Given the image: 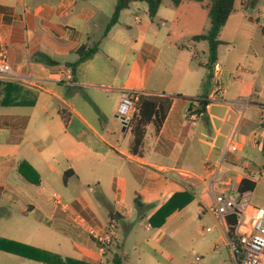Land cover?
Wrapping results in <instances>:
<instances>
[{"label":"crops","instance_id":"1","mask_svg":"<svg viewBox=\"0 0 264 264\" xmlns=\"http://www.w3.org/2000/svg\"><path fill=\"white\" fill-rule=\"evenodd\" d=\"M139 4L122 12L119 23L105 36L117 0H0V48H7L16 76L11 82H0V159L12 178L0 186V240L64 260L112 264L121 255L115 251L122 247L119 221L125 223V237L135 229L137 219L148 221L147 232L156 230L154 237L161 242L172 223L184 227L198 219L204 223L210 213L216 225L206 231L218 235L217 242L228 247V230L210 212L212 201L204 195V179L206 160L217 157L230 131L225 123L229 109L212 104L206 117L196 122L188 118V111L192 101L213 97L218 82L226 86V101L250 102L240 126L242 152L232 156L225 169L254 173L256 192L264 175L262 148L254 139L264 120V91L257 88L255 72L260 63L257 57L248 61V68L241 62L231 67L218 62L221 73L216 75L205 67L209 60L196 67L198 47L207 42L195 43L197 34H188L189 30L168 29L170 22L180 25L178 11L187 16L194 3L178 8L164 4L155 20L149 17L148 5L143 7L148 17L140 16ZM246 23L247 18L239 17L238 30L232 38L220 39L223 44L236 41L237 31ZM261 29L264 35V26ZM185 40L199 44L196 52L181 47ZM98 42L100 50L94 58L75 71L66 66L78 60L80 48ZM38 53L60 65L35 62ZM233 85L237 86L234 93ZM127 91L173 100L163 128L148 127L139 155L131 152L132 130L117 119ZM22 163L38 173L39 185L23 178ZM181 172L192 178L181 177ZM59 182L72 191L67 200L56 193ZM74 184L77 188H72ZM186 192L194 200L161 228H153L152 217L175 195ZM91 230L113 234L105 251ZM16 258L44 264L0 250V264H20Z\"/></svg>","mask_w":264,"mask_h":264},{"label":"rangeland","instance_id":"2","mask_svg":"<svg viewBox=\"0 0 264 264\" xmlns=\"http://www.w3.org/2000/svg\"><path fill=\"white\" fill-rule=\"evenodd\" d=\"M243 1L244 0H237V12L232 15V19L228 25V30L225 34H221L220 39L228 40L230 36L234 35L235 29H237L238 26L239 17L247 18V23L245 27H242L239 31H237V36L234 37V40L236 41H232L231 45L223 44L220 47L219 62L222 67L224 65L231 67L237 62H241L243 67L248 68V61L253 62V59L257 57L258 60L256 62L260 63L259 68L255 69V72L259 76L257 88L264 91V67L261 66L264 56V35L261 29L264 26V0L261 1L260 5L254 11L249 10L246 12L243 11ZM139 5V9H137L138 14L147 18L148 15L145 13L143 8L147 7V4L140 3ZM169 5H171V0H166L165 6ZM191 7L192 10L187 16H185L187 12L183 10H175L178 11V15H180L182 22L180 25L177 24L178 26H175L173 22H170L168 29L173 30L176 28L178 32L189 30L187 32L188 34H197V36L205 33L210 26L207 10L205 7L197 3L192 4ZM128 18L132 21L134 16L132 15ZM256 18H260V20H257ZM232 29L233 32L230 34L228 31H231ZM187 41H183L180 44L181 47L186 45L187 47H191L193 49L191 52H196L195 47L199 44ZM207 48L209 49L208 43H202L199 45V52L197 51L199 60L194 61L196 67H198V64L201 62L209 60V51ZM236 89L237 86L233 85V93ZM109 138L111 137L109 136ZM1 144H3V137L0 135V146ZM1 150L2 148L0 147V152ZM261 155L262 154H260L259 157L262 162L263 157ZM11 179L10 171L0 159V186L7 183L8 180ZM263 184L264 175H261L259 177L258 189L254 192L252 200L253 204L261 210H264ZM74 187L77 188V185H72V188ZM54 188L56 189V193L64 196L66 200L69 198L68 196L72 194V191L67 192L63 184L60 182L59 185H55ZM258 198H262L260 203L256 201ZM180 223L181 222H175L168 226L164 230L166 236L163 240H161V242H159V238L154 237V234L157 232L156 230L147 232L146 227L149 225L148 221L137 219L133 222L135 229L128 235V237L124 236L125 223L123 221H119V229L117 231L119 233L118 242L122 247L115 248V251L126 258L124 264H236L230 254L229 248L225 246L224 243L217 242L219 236H214V233L206 231V228H214L216 225V221L210 213H208L204 223H200L199 219L194 222L190 221L184 223L186 227ZM143 244H148L150 246L149 249L142 247ZM214 245L215 247L213 248ZM197 258H201V261L197 262ZM15 261L20 264H34L33 262L20 258H16ZM105 263L110 264L107 262Z\"/></svg>","mask_w":264,"mask_h":264},{"label":"built area","instance_id":"3","mask_svg":"<svg viewBox=\"0 0 264 264\" xmlns=\"http://www.w3.org/2000/svg\"><path fill=\"white\" fill-rule=\"evenodd\" d=\"M214 73L220 74L221 67L216 65ZM16 76L8 63L7 48H0V82H11ZM226 86L220 82L216 84L213 97L207 99L211 104H221L228 107L226 124L230 131L225 136L223 147L217 157H209L205 163L207 176L204 195L212 201L210 212L216 220L227 228L228 247L236 264H264V211L253 204V192H241L240 186L244 181L255 183L254 173H231L225 169L232 156L242 152L243 143L240 141V126L245 117L250 102L237 100L228 102L225 99ZM139 95L132 91L123 94L118 109V117L127 124V129L138 113ZM196 106L188 111V118L198 121L200 117L196 112ZM264 120L261 127L254 134L257 145L264 141ZM181 177L192 178V174L181 172ZM236 217L237 224L233 236H229L228 220ZM101 245L102 251L113 241V234L101 235L95 230L90 231ZM201 258H197L200 262Z\"/></svg>","mask_w":264,"mask_h":264},{"label":"trees","instance_id":"4","mask_svg":"<svg viewBox=\"0 0 264 264\" xmlns=\"http://www.w3.org/2000/svg\"><path fill=\"white\" fill-rule=\"evenodd\" d=\"M166 0H117V6L114 16L109 23L105 36L119 23L122 12L129 9L131 5L137 3H145L148 5V14L151 20H155L160 8L165 4ZM262 0H244L243 11L255 10ZM237 0H171V5L178 8L184 4L197 3L205 7L208 12V19L210 26L208 30L198 36L193 37L195 43L207 42L209 45V61L205 66L210 71L214 70L215 66L219 62V48L223 45L220 40L221 33L226 27L229 19L236 10ZM100 50V42L94 44L92 47L85 45L77 52L78 60L73 64L66 65L74 71L81 64L94 58ZM34 61L42 63L48 67L59 66L58 61L53 60L47 55L38 53L34 57ZM196 106V112L201 118H205L208 108L212 105L207 99H199L192 101V106L189 111H192ZM173 100L165 96H152V95H139L138 99V113L136 118L131 122L130 129L134 136L131 152L134 155H139L144 147V141L149 126H154L156 131H160L168 117V114L172 108ZM62 117L65 124H68L69 118L62 112ZM264 130V125H263ZM262 153L264 156V141L261 144ZM19 172L23 178L34 185L40 184V176L38 173L28 164L22 163L19 166ZM256 188L255 183L244 181L240 186L241 192H254ZM193 196L189 193H182L175 195L166 205H164L151 219L150 224L153 228H161L167 218L174 214L178 210L184 209L193 201ZM138 205L140 202L137 201ZM237 224L236 217H232L228 220L229 236H233ZM0 250L20 256L24 259L44 263V264H86L75 260H64L57 256H51L43 253L35 248L20 245L17 243H11L8 241L0 240ZM126 258L122 255H116L112 264H124Z\"/></svg>","mask_w":264,"mask_h":264},{"label":"water","instance_id":"5","mask_svg":"<svg viewBox=\"0 0 264 264\" xmlns=\"http://www.w3.org/2000/svg\"><path fill=\"white\" fill-rule=\"evenodd\" d=\"M117 119H118L119 121H121L122 126H123L125 129H127V124H126L125 122H123L122 120H120L119 117H117ZM117 218H119V216H117Z\"/></svg>","mask_w":264,"mask_h":264}]
</instances>
